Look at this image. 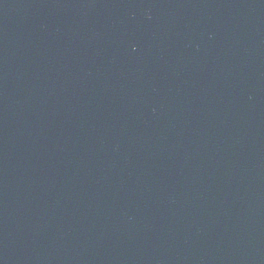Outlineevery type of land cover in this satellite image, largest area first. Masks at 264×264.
<instances>
[{
  "label": "water",
  "instance_id": "water-1",
  "mask_svg": "<svg viewBox=\"0 0 264 264\" xmlns=\"http://www.w3.org/2000/svg\"><path fill=\"white\" fill-rule=\"evenodd\" d=\"M0 264H264V0H0Z\"/></svg>",
  "mask_w": 264,
  "mask_h": 264
}]
</instances>
